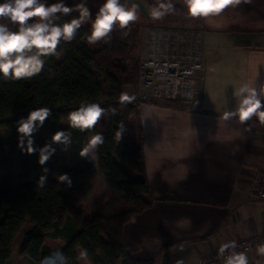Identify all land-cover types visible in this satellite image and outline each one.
I'll list each match as a JSON object with an SVG mask.
<instances>
[{"label":"trees","instance_id":"1","mask_svg":"<svg viewBox=\"0 0 264 264\" xmlns=\"http://www.w3.org/2000/svg\"><path fill=\"white\" fill-rule=\"evenodd\" d=\"M101 2L88 0L93 12ZM131 25L126 36L116 28L110 40L95 45L87 44V29L82 28L73 41L58 46L59 55L49 57L37 76L0 81V129L5 130L0 137V264L8 263L15 239L28 225L32 228L23 237L20 254L31 264H39L53 251L46 244L48 237L63 239L69 264H78L77 248L88 250L91 264H155L133 258L124 247L125 226L154 204L146 171L141 104L136 99L122 104L119 99L134 85L131 62L140 32ZM82 101L109 109L95 129L105 136L96 149L99 173L91 157L78 155L86 136L73 130V143L67 150L56 146L45 165L48 179L40 187L37 181L44 173L37 153H22L17 147L16 121L33 108L52 109V116L34 134V146L39 147L50 142L55 131L67 127V113ZM121 125L124 134L117 141L115 131ZM64 172L72 178L70 187L56 179ZM101 175L108 196L93 204L92 217L85 220L75 206L92 196Z\"/></svg>","mask_w":264,"mask_h":264},{"label":"crops","instance_id":"2","mask_svg":"<svg viewBox=\"0 0 264 264\" xmlns=\"http://www.w3.org/2000/svg\"><path fill=\"white\" fill-rule=\"evenodd\" d=\"M174 4L169 25L203 35L201 111L177 101L140 105L154 204L125 226L124 247L155 264H200L222 243L264 232V125L255 117L244 124L220 119L234 107V88L264 83V0H241L206 20L186 17L183 0ZM248 256L249 264H264L257 251Z\"/></svg>","mask_w":264,"mask_h":264},{"label":"clouds","instance_id":"3","mask_svg":"<svg viewBox=\"0 0 264 264\" xmlns=\"http://www.w3.org/2000/svg\"><path fill=\"white\" fill-rule=\"evenodd\" d=\"M240 3L241 0H183L186 17L204 20L218 17ZM175 10L174 0H155L147 13L153 20H160ZM139 18L137 0H102L95 12L89 7L88 0H74L71 4L68 0H0V81L28 80L37 76L44 70L49 57L59 55L58 46L73 41L82 28H87V44L95 45L110 40L116 28L126 36V29ZM233 97L234 107L223 111L220 119L235 118L244 124L255 117L264 125V83L258 86L255 82L241 83L234 88ZM119 99L123 104L134 97L123 92ZM108 111L98 102L82 101L67 113V127L55 131L50 142L39 147L34 146V134L52 116V109L47 106L33 108L16 121L17 147L22 153H37V163L44 173L37 181L40 187L48 179L49 169L45 165L56 153L57 145L63 146L64 150L72 145L73 130L86 136L78 153L82 158L94 153L105 142L104 133L95 129ZM123 134L121 125L115 131V139L120 141ZM56 179L69 187L73 183L67 172L58 174ZM237 249L236 240L222 243L218 249L222 264H249L247 251ZM256 251L264 256V243H260ZM78 255L87 260L88 250L81 248ZM39 264H69V259L62 248H56L43 256ZM177 264L183 262L177 261Z\"/></svg>","mask_w":264,"mask_h":264},{"label":"built area","instance_id":"4","mask_svg":"<svg viewBox=\"0 0 264 264\" xmlns=\"http://www.w3.org/2000/svg\"><path fill=\"white\" fill-rule=\"evenodd\" d=\"M141 76L136 101L141 105L183 101L201 111L206 64L203 35L198 31L150 27L141 45ZM196 106V107H195ZM260 197L264 199V173ZM239 251L253 254L264 243V232L248 240H236ZM219 247L200 264H222Z\"/></svg>","mask_w":264,"mask_h":264},{"label":"rangeland","instance_id":"5","mask_svg":"<svg viewBox=\"0 0 264 264\" xmlns=\"http://www.w3.org/2000/svg\"><path fill=\"white\" fill-rule=\"evenodd\" d=\"M142 1L146 5L145 6L146 8H148L152 4L149 0H142ZM169 20H171V16L169 14L160 20H153L150 16L148 18L145 17V15L140 11L139 20L131 25V28L133 30H138L140 32V37H137L136 42H135L137 45L136 49L134 50L135 58L131 62V69H132V74L134 77V85L132 86L133 92H134L133 94L134 100L136 99L138 95V88H139L140 76H141V71H142L141 60H140L141 45L143 42V38L145 37L146 31L150 27H163V28H168V29L169 28L178 29V27H171L169 25L170 24ZM130 92H131V87L127 89V93L129 94ZM168 102L169 101L159 100L160 104L168 103ZM174 103L178 105H183L186 107H192L183 101H179V102L177 101ZM147 105H152V104H147ZM4 135H5V130L0 129V137ZM93 167H94V170L99 173L98 158L95 159L93 163ZM102 179H103V176L101 175L100 181L98 183L99 186L97 187V190H95V193L93 194V196L89 197L88 200L84 204H78L75 206V210L78 213V215L81 214L85 220H89L92 217L93 204L100 198H104L108 196L107 186L103 183V181L101 182ZM100 182L103 184H100ZM31 228L32 227L28 225L20 231L18 237L15 239L13 243L12 257L10 258L7 264H31V262L26 257L20 254V246L22 244L23 237L27 232L31 230ZM46 244L48 247H50L53 250H55L56 248H62V250L64 249V241L61 238L48 237L46 240ZM80 250L81 248L76 249L77 256H78L77 263L78 264H91L88 260H83L79 257L78 254Z\"/></svg>","mask_w":264,"mask_h":264},{"label":"water","instance_id":"6","mask_svg":"<svg viewBox=\"0 0 264 264\" xmlns=\"http://www.w3.org/2000/svg\"><path fill=\"white\" fill-rule=\"evenodd\" d=\"M137 3L140 6V11L145 15V17H149L148 13H147V8L145 7V5L142 3L141 0H137Z\"/></svg>","mask_w":264,"mask_h":264}]
</instances>
